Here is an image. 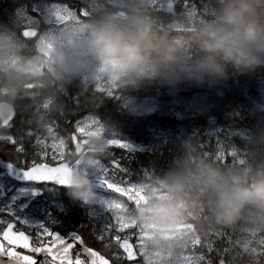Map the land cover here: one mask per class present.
I'll use <instances>...</instances> for the list:
<instances>
[{"label": "rangeland", "instance_id": "obj_1", "mask_svg": "<svg viewBox=\"0 0 264 264\" xmlns=\"http://www.w3.org/2000/svg\"><path fill=\"white\" fill-rule=\"evenodd\" d=\"M101 1L114 8L132 12L154 9L167 14H173V11L176 12L177 4L176 0ZM0 2H5V4L1 5L4 10L0 8V12L4 11V19L0 20L5 22L9 20L13 23L17 17L21 1L0 0ZM62 4L69 3L64 2ZM169 4L173 5L172 10L169 9ZM46 5V3H41L40 5L35 4L32 9L28 7L24 8L29 17L35 18L39 12L33 11V9L39 10ZM217 6L218 4L214 1H202L196 5V11L192 15L180 14L178 12L177 16H181V18L171 26L175 29L190 30L193 27L208 23L215 17ZM84 9V15L79 14V12L77 15H66L59 24H50L41 18L38 26L46 25L47 29L36 48L37 55L33 58L26 57L21 52L25 48L23 44L24 39L20 36H11L0 26V74L7 75L8 79L15 85V88L12 90L3 89V93H0V101L7 99L10 102L16 101L19 103L21 111H23L19 119L20 122L24 123L25 131L27 128L33 129V135L31 137L28 136L29 138L23 140V142L32 144L33 152H36L38 147L35 144L36 135H41V138H44L42 130L37 127L43 128L50 119L56 123L57 128L54 130L57 131L58 137L65 136L60 150L52 149L50 144L44 149L46 154L41 158V163L55 164L60 163L62 160V162L68 161L70 164L72 162L75 164L80 159H84L81 173L95 180L97 169L101 164L105 165L95 156L98 143L102 142L106 146L103 151L105 152L109 147H114V145L109 146V140L113 137L129 142L134 146V151L145 150L150 147L159 148L166 141L160 132L154 131L152 133V144L148 146L143 142L131 140L120 134L113 120L102 119L95 115H87L85 117H97L101 124L94 126L90 122L85 121V129L77 133L79 138L78 143L83 145L81 153L83 156L77 159L72 145L68 143L69 131L67 129L61 130L58 125V119L52 113L50 114L54 103L58 100L62 102L64 95H66L64 80L57 76L58 61L65 56L73 57L74 54H79L87 61L88 68L73 78L78 79V82L86 88L92 87L95 91L105 94L106 97L116 96L120 88L129 84L127 78L122 75L124 68L118 62L101 61L88 48L86 44L87 26L91 23L85 17H88L90 12L87 8ZM14 26L18 28L16 25ZM43 78L51 80L48 88H50L52 93H47L49 90L44 92L42 87L37 86V82ZM153 80L159 85H164L156 79ZM108 93L112 95L109 96ZM24 99H27V102L23 101ZM191 103V107L186 110L187 114L189 112L205 114L210 113L213 109L222 107L220 104H213L204 98H198ZM36 104L40 105L39 110L35 108ZM258 105L264 110V97ZM123 106L130 115L145 116L162 112L174 113L179 103L159 98H133L125 99ZM84 118L81 120L84 121ZM30 119L32 120L31 124L28 123ZM225 130L230 133L227 140L223 143H228L231 137L238 133L237 131L220 126H212L207 128L204 133L209 140L213 139L216 143L217 138L223 137ZM15 132L17 131H13V133ZM8 145L11 146L12 144L8 143ZM47 156L50 162L45 160ZM54 156L56 157L55 159L53 158ZM107 167L110 169L108 175H111L112 168ZM119 175L117 173V178L120 177ZM131 181L135 183L138 189L135 193H130L132 195L131 198L128 195L121 196L116 192H114L115 195L110 197L118 200L114 212L121 228L119 235L122 238L127 236V239L135 245L140 255V260L136 264H214L210 253L202 250L201 245L202 241L203 246L207 245L205 241L206 233H219L222 231V225H232L237 239L242 242L245 248H249L250 250L260 248L262 249L261 252L264 253V225L256 223L253 219L247 220L246 218H241V224L236 220L229 224H220L216 222L210 209H205L202 205L189 208L188 212H191V215L185 212L182 216H176L173 209L178 208L182 201L188 203L176 192L163 190L149 180ZM12 184L14 185V183ZM5 185L7 186V184ZM137 192H142L147 197V205L142 204L136 195ZM68 195L74 200H90L93 192L68 193ZM57 197L60 198L62 204L67 205L66 202H69V198L63 193V190L60 191ZM4 200L0 199V201ZM87 207L85 206V211ZM104 215L106 222L111 214L104 213ZM246 221H252L253 224H249ZM99 222L101 223V221ZM105 251L108 252V249L105 248ZM209 257L211 259H208ZM226 264L230 263L227 262Z\"/></svg>", "mask_w": 264, "mask_h": 264}, {"label": "trees", "instance_id": "obj_2", "mask_svg": "<svg viewBox=\"0 0 264 264\" xmlns=\"http://www.w3.org/2000/svg\"><path fill=\"white\" fill-rule=\"evenodd\" d=\"M60 2L75 3L77 6H83L90 10V23L108 16L115 15L122 22L127 23L128 18L133 13L147 15L153 20V27L158 34L167 32L170 37L176 39L184 38V48L192 56L199 55V51L186 40L190 30L175 29L171 25L179 20L180 0H176V15L167 14L159 10L149 9L140 12L114 8L101 0H59ZM202 1L217 0H194L195 5ZM218 4V3H217ZM1 10L3 7L1 6ZM4 10V9H3ZM3 12H0V19L3 18ZM4 19V18H3ZM0 26L4 28L9 26L6 21L0 20ZM8 29V28H6ZM228 79L214 84L211 88L206 85H191L181 83L173 91L168 86L159 85L155 80L143 78L136 86L128 84L117 91L114 97H106L105 94L95 91L92 87H85L73 78L70 81H63L66 94L69 93L75 99L66 106L61 101L55 102L52 108V115L58 119V125L61 130H74V125L69 129V119L81 120L87 115H95L102 119L113 120L119 133L137 142H143L150 146L152 144V133L160 132L165 144L159 148H148L145 150H136L132 153H125L120 147H109L102 154L96 153L95 156L109 167L111 159L119 158V164L129 169L131 179L149 178V181L164 190L172 191L167 182L172 174L190 175L203 170L206 166L217 168L223 172L236 173L243 175L245 182H250L252 176L259 170H264V110L258 105L264 97V67L253 70H243L239 67L227 64ZM0 93L3 89L12 90L15 85L5 74H0ZM50 80L42 81V84H49ZM47 89H49L47 87ZM146 99L159 98L167 101H176L179 103L174 113H154L145 116L130 115L123 106L125 99ZM198 98H204L211 103L220 104L222 107L213 109L210 113L197 114L186 110L191 107V102ZM67 101L68 97L64 96ZM7 100V99H6ZM24 99L23 101H26ZM18 108V117L14 120L19 129L25 130L24 123H20L21 108L19 103H15ZM63 118V119H61ZM212 126H220L225 129L237 131L231 137L230 142L219 146L213 139L209 140L204 133ZM18 129V130H19ZM27 135L24 140L28 139ZM25 154L27 158L35 153L32 151V144L24 143ZM217 150L222 151V158L215 156ZM232 150L235 154L228 155ZM5 151V150H4ZM207 152V155L202 154ZM5 158L16 162L17 154L15 149L11 153H1ZM111 155V156H110ZM130 159L126 160L125 156ZM37 162H41L40 157H36ZM46 161L50 162L48 157ZM116 172L121 176L118 169ZM173 192V191H172ZM183 200L189 202L193 199L200 201V205L209 208L203 203V198L195 197L194 194L177 193ZM241 218L252 219L247 211H242L235 219L240 224ZM63 219L76 220L77 214L63 216ZM253 224L252 221H246ZM89 223H91L89 221ZM96 227L99 225L95 222ZM222 231L219 233H206L207 241L206 251H208L217 262V253L221 254L224 263L230 264H264V253L262 249L250 250L245 248L241 241L236 237L232 225H222ZM81 234L87 236L90 240H95L92 235V229L87 231L81 229ZM203 244V241H202Z\"/></svg>", "mask_w": 264, "mask_h": 264}, {"label": "clouds", "instance_id": "obj_3", "mask_svg": "<svg viewBox=\"0 0 264 264\" xmlns=\"http://www.w3.org/2000/svg\"><path fill=\"white\" fill-rule=\"evenodd\" d=\"M215 17L190 29L186 40L199 55L184 48V38L158 34L153 20L133 13L127 23L108 15L87 26L86 44L101 61H116L123 68L127 82L136 86L143 78L156 79L175 91L182 82L191 85L214 84L228 79L227 64L243 70L264 67V0H217ZM88 68L79 54L58 61L57 76L70 81ZM12 106L0 101V123L6 121ZM106 146L97 144L102 154ZM173 192L194 194L212 212L217 223L229 224L247 211L264 225V170L257 171L250 182L243 175L206 166L190 175L172 174L167 180ZM200 201H183L173 212L182 216ZM191 215V212H188Z\"/></svg>", "mask_w": 264, "mask_h": 264}, {"label": "snow or ice", "instance_id": "obj_4", "mask_svg": "<svg viewBox=\"0 0 264 264\" xmlns=\"http://www.w3.org/2000/svg\"><path fill=\"white\" fill-rule=\"evenodd\" d=\"M180 4L182 5L180 14L192 15L196 11L194 0H180ZM169 9H173L172 4H169ZM33 11L39 12L35 18L26 14L24 6L19 8L13 23L18 27L21 36L35 34L41 18L50 24H59L66 15H77L78 12L81 15L85 14L83 6L60 4L54 0H50V3L39 10L34 8ZM108 95L112 94L108 93ZM64 96L68 97L67 101L63 99L65 106L75 99L69 93ZM35 108L39 110L40 105L36 104ZM10 121L0 123V140L11 143L17 154L16 162L0 161V169H2L0 178H7L0 179V196L5 195V184L11 193L4 201H0V213L8 214V218H0V238H2L0 239V264H136L135 254L129 255V249L132 246L128 243L127 236L122 238L119 235L121 228L114 212L118 200L106 193L98 192V189H109L121 196L128 195L131 198L130 193H135L138 189L129 179L131 175L129 169L119 164V158H113L111 159V175H108L110 169L101 164L95 174L92 198L74 200L68 195L67 177L64 174L62 160L54 167L36 160V157L43 158L46 154L44 149L49 144L52 149L60 150L63 146L65 136L58 137L57 131L54 130L57 128L55 121L50 119L43 128L37 127L42 130L44 138L36 135L35 144L38 147L31 158L26 157L23 140L25 135L29 137L33 135V129L27 128L25 131L21 128L15 133H8L6 129L11 127ZM85 121L94 126L101 124L95 116L85 117L84 121L69 119V129L72 125L75 126L74 130L69 131L68 134L73 142L76 140V133L85 129ZM28 123L31 124L32 120L30 119ZM229 133L225 130L223 137L216 139L218 148L227 140ZM110 145L118 146L128 154L134 151L132 144L115 137L110 138ZM202 154L208 153L202 152ZM234 154L232 150L228 151V155ZM214 155L222 158V151L217 150ZM125 159L129 160V155H126ZM116 169L124 175L117 178ZM12 181L27 183L23 186H14ZM61 189L69 198L71 207L62 204L56 198ZM85 206H88L86 211ZM69 211L76 212V220L60 219V214H66ZM104 213L111 214L106 222ZM96 220L101 221L99 228L96 227ZM50 225H57L58 230H52ZM89 227L95 239L108 249V259L85 243L80 230L87 231ZM74 245H77V249L73 258L70 249H73ZM216 264H223L219 252Z\"/></svg>", "mask_w": 264, "mask_h": 264}, {"label": "water", "instance_id": "obj_5", "mask_svg": "<svg viewBox=\"0 0 264 264\" xmlns=\"http://www.w3.org/2000/svg\"><path fill=\"white\" fill-rule=\"evenodd\" d=\"M32 36H34V34L33 35H27L26 37H32ZM15 114H16V112L12 106V111L9 113L8 119H10L12 116H15ZM74 144H75L77 153L80 155L83 151V146H81L78 143L77 137H76ZM63 165H64V169H65L64 174L67 177V188L93 189L94 183L92 182V180L80 175L79 170H78L79 165H77L76 168H74V169H69L67 163H64ZM52 167H54V166H52ZM49 183H51V182H49ZM98 190L106 191L107 189H98ZM138 195H139L140 199L142 200V203L146 204L147 200L144 197V195L143 194H138ZM128 243L132 246L129 249V255L135 254L136 260H137V255L135 253L133 244L131 242H128Z\"/></svg>", "mask_w": 264, "mask_h": 264}, {"label": "flooded vegetation", "instance_id": "obj_6", "mask_svg": "<svg viewBox=\"0 0 264 264\" xmlns=\"http://www.w3.org/2000/svg\"><path fill=\"white\" fill-rule=\"evenodd\" d=\"M21 1H28V0H21ZM42 0H37L35 3H42L41 2ZM35 5V4H33ZM46 29H47V26L46 25H42V26H38V31H39V36H36L35 38L33 39H24L23 40V44H24V49H27L29 50V52L33 51V50H36L38 44L40 43V40L42 38V36L45 35V32H46ZM4 122H9V121H4ZM3 122V123H4ZM6 145H8L7 142H3V141H0V151H6L7 153H11V149L9 147H7ZM2 157V156H1ZM2 159L5 161H7V159H5L4 157H2ZM0 171H2V169H0ZM7 179V178H5ZM12 183H14V185H17V186H23L22 184L20 183H17L15 181H12ZM11 193L8 191V187L5 185V195L4 196H0V199L1 200H4L6 199ZM0 218H8V214L7 212H4V213H0ZM60 219H62V214H60ZM18 226V225H17ZM50 227L52 228V230H58L57 229V225H50ZM61 234L62 233V230H61ZM84 240H85V243L88 245V246H92L94 249H96L94 247V244L93 243H90L88 241V238L87 237H83ZM2 239V238H0ZM20 251H26V250H23V249H18ZM97 250V249H96ZM75 251L76 249L73 250L72 254H73V258H74V254H75ZM102 254V253H101ZM82 259H83V255H82Z\"/></svg>", "mask_w": 264, "mask_h": 264}, {"label": "bare ground", "instance_id": "obj_7", "mask_svg": "<svg viewBox=\"0 0 264 264\" xmlns=\"http://www.w3.org/2000/svg\"><path fill=\"white\" fill-rule=\"evenodd\" d=\"M18 83V82H17Z\"/></svg>", "mask_w": 264, "mask_h": 264}]
</instances>
